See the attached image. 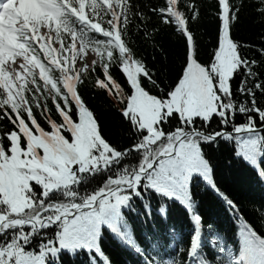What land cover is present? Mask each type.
Returning <instances> with one entry per match:
<instances>
[{"label": "snow or ice", "instance_id": "snow-or-ice-1", "mask_svg": "<svg viewBox=\"0 0 264 264\" xmlns=\"http://www.w3.org/2000/svg\"><path fill=\"white\" fill-rule=\"evenodd\" d=\"M226 10L228 38L238 56L230 72L224 70L228 53L221 47ZM206 17L216 21L207 45L199 34L201 21ZM243 18H253L260 25L250 43L237 38L236 30ZM112 20L113 16L108 15L109 30ZM116 27L122 29L121 38L129 51L123 55L118 50L113 52L107 75L100 66L104 79H99L106 86L98 88L115 106L128 144L121 147L112 142L108 130L93 113L101 139L86 133L88 153L86 159L81 158V153L67 147L81 143L79 133L74 135V130L60 118V133L67 142L62 147L68 159L74 161L69 173L74 179L47 195L41 184L30 180L31 191L24 189V196L32 206L22 212L13 211L5 193L0 192V217H6L0 222V264H49L50 259H57L58 264L62 250L75 253L81 248L97 252L104 264H111L99 248V235L105 225L116 231L117 221L123 219V209L131 207L137 198L143 200L146 193L155 191L188 203L195 195L197 182L203 180L210 191L227 199L217 187L213 164L205 149L231 139L239 141L241 152L264 145V0H125ZM166 30H173L181 38L180 50L168 73L153 72L138 55L132 35L137 40L152 41L155 48L157 38ZM125 64L142 67L136 79L147 94L145 99H133L136 88L124 71ZM112 67L119 69L123 84L111 73ZM60 103L72 122L80 124L81 115L75 103ZM157 103L159 116L149 127L148 113L155 111L153 105ZM237 116L242 122L237 123ZM8 123L10 128L0 132V143L11 157L12 140L8 137L12 131L19 133V129L11 121ZM26 123L36 131L31 121ZM46 124L45 131L50 132L52 127ZM156 133H160L158 138ZM20 140L27 151L28 141L22 133ZM35 155L42 158L44 149H37ZM21 159L31 160L32 154L22 155ZM53 167L58 170V165ZM100 176L104 177L103 182L96 186L93 178ZM90 184L91 187L80 191L82 185ZM233 205L239 218L240 205L235 201L230 207ZM255 211L264 212V206ZM260 218L264 220V216ZM196 219L199 223L200 218ZM241 245L238 261L264 264V236L246 222ZM216 264H224L223 259L218 257Z\"/></svg>", "mask_w": 264, "mask_h": 264}, {"label": "trees", "instance_id": "trees-1", "mask_svg": "<svg viewBox=\"0 0 264 264\" xmlns=\"http://www.w3.org/2000/svg\"><path fill=\"white\" fill-rule=\"evenodd\" d=\"M124 3L125 0H45L41 6H37L29 1L11 23L7 30L9 36H0V74H10L6 67L8 57L21 60L25 54L29 58V65L23 66L24 83L16 81L10 86H0V112L3 113L0 115V132L10 128L8 121L19 129V133L12 131L8 137L12 140L11 157L7 156L3 143H0V192L5 193V199L13 211L22 212L23 208L32 206V202L24 196V189L31 191L30 180L41 184L45 188V195L61 184L72 183L74 177L69 173L74 161L68 159L62 147L67 142L60 133L63 127L59 123L60 118L70 130H74V135L79 133L81 143L76 147H67L81 153V158L87 157L85 134L88 130L98 140L101 139L93 113L101 126L108 130L112 142L121 147L127 146L128 139L119 125L115 106L105 91L98 88L106 86L100 80L104 79L100 66L107 75L108 62L114 59L113 52L118 50L123 55L129 51L121 38L122 29L115 25ZM82 8L86 12L87 23L77 18L76 12H81ZM26 11L38 28L42 27L43 18H48L53 33L51 43L36 44L27 39V26L21 22ZM110 14L113 16L111 30L106 26ZM226 15L227 10L221 40L222 50L228 53L223 65L225 71L227 63L233 68L236 66L233 61L238 59L235 47L228 38ZM215 27L214 18L206 17L201 21L199 34L203 44H209ZM259 30L260 25L255 24L253 18H243L236 30L237 38L242 43H250L251 37ZM116 31L122 46L113 39ZM132 40L147 67L153 72L160 70L168 73L180 50L181 38L173 30H166L157 38L155 48L152 41L137 40L135 35H132ZM90 52L96 53V60L86 69L78 68V63L85 65ZM110 71L119 82L124 83V77L117 67H112ZM124 71L136 88L133 99H145L147 94L141 93L143 89L139 87L137 79L134 80V76L136 78L143 71L142 67L125 64ZM66 79L72 83L73 97L77 102L75 105L81 115L78 125L61 107L60 102L65 106L73 103ZM153 108L155 111H149L146 120L149 127L159 116L158 103ZM26 120L32 122L35 132ZM46 122L52 127L50 132L45 131ZM240 122L241 117L237 116V123ZM20 133L28 141L27 151L21 147ZM159 135L156 133L157 138ZM39 148L44 149L42 158L35 155ZM205 152L213 164L217 187L227 199L214 190L210 191V186H206L203 180L197 182L195 195L189 201L195 217L200 218L202 229L201 244L195 256L192 251L196 227L188 214L170 201L168 195L152 191L146 193L143 200L137 198L131 207L123 209V219L117 221L116 231L107 225L102 228L98 238L99 248L103 249L111 264H216L218 257L223 259L224 264H231L232 261L239 262L237 258L241 255V232L245 222L264 236V220L260 218L264 212L258 214L255 211L264 206V145L241 152L239 141L231 139L213 144ZM29 154H32L31 160L21 159L22 155L27 157ZM54 165H58V170ZM103 179V176L95 177L93 183L99 186ZM86 187H91V184L82 185L80 191H85ZM16 197L22 205L20 210L13 205ZM233 201L240 205L237 210L239 218L233 212L235 205L230 207ZM3 219L6 217H0V222ZM49 264H57V259H50ZM58 264H104V260L97 252L83 248L75 253L65 249L59 254Z\"/></svg>", "mask_w": 264, "mask_h": 264}, {"label": "rangeland", "instance_id": "rangeland-1", "mask_svg": "<svg viewBox=\"0 0 264 264\" xmlns=\"http://www.w3.org/2000/svg\"><path fill=\"white\" fill-rule=\"evenodd\" d=\"M25 0H18L13 6H11L10 10L11 13L9 14V19H14V15L18 13L20 10V7L24 4ZM22 21L28 25V30L33 32L35 30V34L31 35L29 38L36 41L38 44L42 43H50L51 42V33L46 25L42 27V29H36V22L32 20L28 14H25L22 17ZM45 22H47V19L45 18ZM229 50V47L227 46V51ZM66 59H64L65 61ZM96 60L95 54H89L85 59V65L78 63V68L86 69L87 67H90L93 61ZM7 70L10 74H0V86H10L16 81H19L20 83H24L25 81V70L23 68L24 65H29V58L27 55L23 54L22 59L16 61L13 58H8L7 60ZM227 71L230 72L231 65L230 63L226 64ZM67 78V75H65ZM16 207H20L19 203L15 204Z\"/></svg>", "mask_w": 264, "mask_h": 264}]
</instances>
